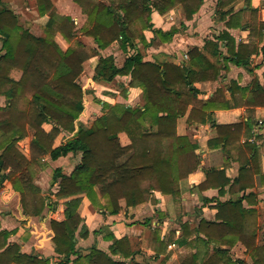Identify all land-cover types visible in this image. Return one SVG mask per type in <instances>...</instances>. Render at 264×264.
I'll return each mask as SVG.
<instances>
[{
  "label": "trees",
  "instance_id": "1",
  "mask_svg": "<svg viewBox=\"0 0 264 264\" xmlns=\"http://www.w3.org/2000/svg\"><path fill=\"white\" fill-rule=\"evenodd\" d=\"M74 1L87 15V23L81 31L94 38L96 47L77 39L74 20L57 13L52 0H36L38 13L49 15L45 33L40 36L20 25L17 14L0 0V95L6 98V103L0 105V185L10 182L20 195L22 211L27 216L41 215L46 206L54 210L56 201L46 203L33 180L47 164L43 157L49 155L55 160L68 153H80L70 173H63L57 167L52 174V183L58 182L55 196L58 200L65 199L64 219L50 220L55 250L62 258L57 264H70L73 255L74 264L79 260L86 264H126L112 260L96 246L85 252L76 247L77 232L82 237L89 233L79 212L82 197L85 196L96 210L112 215L144 201L157 202L156 191L180 194V180L200 165L201 154L196 152L199 145L190 134L177 133L178 117L191 106L188 122H203L206 117L210 118L211 111L229 108L231 103L221 96V89L206 100L198 98L199 90L193 85L194 81L217 79L220 71V67L203 54L191 57L190 67L144 61L140 52L130 54L123 65L118 66L113 55H101L94 67V77L111 81L118 75H130V85L142 88L145 102L143 107H131L97 99L103 113L89 126L79 124L88 92L79 81L83 63L113 42H118L123 50L135 48L136 39L145 42V29H152L163 40H170L173 31L154 28L152 12L165 14L182 5L186 18L190 19L203 0ZM232 1L218 0V6L223 16L230 14L228 25L237 26L244 9L224 10ZM246 2L247 9L255 12L251 0ZM258 30L264 35V21ZM58 32L69 42L66 50L55 40ZM220 38L227 40L229 57L234 63L249 64L252 48L248 44H239L235 51L234 40L227 30L222 31ZM218 45L217 40L205 43L206 49L214 55L219 53ZM262 51L264 55V45ZM194 64L199 70L192 68ZM13 69L21 71L19 78L11 75ZM235 88L243 96L248 94L245 105L264 106V86L258 80L253 81L252 88L239 85ZM44 123H52L51 129H45ZM212 123L217 135L208 140L210 149L222 147L231 154L229 145L235 137L243 135L248 155L240 162L237 181L226 177L224 170L212 169L199 187L214 185L221 192L231 183L230 190L236 186L244 190L255 185L253 178L248 181L252 173L261 175L259 183L264 185V174L257 168L261 152L257 143L250 141V127L246 128L241 122ZM62 131L70 134L56 143ZM122 131L131 143H121L118 133ZM30 132L32 139L27 156L17 143ZM256 137L262 138L261 135ZM253 197L254 192L250 191L226 201L218 200L213 205L218 210V220L202 218L193 229L187 221L180 220L181 234L173 241L188 250L179 253V264H244L243 259L229 254V248L222 247L238 241L245 246L253 264H264V242L258 245L256 241V210L243 205L244 199L253 202ZM156 213L160 219L165 217L161 210ZM10 234L11 230H0V258H14L20 264L46 262L41 257L21 252L18 244L8 241ZM163 245L161 228L156 226L151 230L149 243L155 257L160 256ZM110 252L122 253L125 258L135 253L127 237L115 239Z\"/></svg>",
  "mask_w": 264,
  "mask_h": 264
},
{
  "label": "crops",
  "instance_id": "2",
  "mask_svg": "<svg viewBox=\"0 0 264 264\" xmlns=\"http://www.w3.org/2000/svg\"><path fill=\"white\" fill-rule=\"evenodd\" d=\"M3 1L16 14L18 13V10L14 8V4L7 0ZM103 1L108 2L107 0ZM52 2L57 13L69 16L74 20L76 29L74 31L76 34L79 33L78 36L76 35L77 39L88 46L90 44L92 47H96L94 38L81 31V28L87 23V15L83 13L81 6L74 0H52ZM251 6L256 9L253 13L251 9H247L246 0H233L224 8V10L233 8L234 12L244 9L240 20H238L240 24L237 26L228 25L230 14L222 15L218 0H203L200 8L190 19L186 18L182 5L176 6L165 14L154 10L151 14L153 27L160 28L163 31H173L170 40H163L155 35L152 29H145L143 31L145 42L136 39L135 48L128 47L127 50H123L118 42H113L105 49H99L97 55L90 57L83 63V67H86L85 64L87 63L91 64L85 70L91 74V82L96 89L94 94L97 98L103 97L99 99L111 104L124 103L131 107H143L145 102L144 92L141 87L130 85V75H118L111 81L94 77V67L101 55H113L118 66H122L130 54L140 52L144 61L170 63L177 66L186 64L190 67L191 57L203 54L211 63L219 66L220 71L217 79L194 81L193 85L199 90L198 98L206 100L213 96L217 89H221V96L231 103V107L211 111L210 118L206 117L203 122L197 120H192L191 123L188 122L191 106L188 107L183 116L178 117L177 133L180 135L190 134L199 145L196 152L201 154L200 165L186 178L180 180V194H162L156 191L157 202L144 201L135 206L124 207L119 213L112 215L103 214L102 211L96 210L90 201L83 196L79 212L88 227L89 233L86 237H82L79 235V231L77 232V248L85 252L90 247L96 246L106 252L112 260L123 261L126 264L135 262L142 264H179L178 252L183 253L188 250V248L179 246L173 241L181 234L180 220L187 221L192 229L198 225L202 218L211 221L218 220V210L213 207L218 200L226 201L250 191L254 192L253 202L244 199L243 205L256 210L258 223L256 241L258 245L264 242V185L259 183L261 175L252 173L250 176L249 174L248 181L253 178L255 185L244 190H238V186L234 188L236 190H230L231 183L225 185L221 192L219 187L214 185L199 187L201 183L206 181L208 171L212 169L224 170L226 177L230 178L231 181H237L240 162L248 155L243 146L246 140L243 135L239 138L235 137L229 145L231 154L227 153L222 147L210 149L208 140L217 135V129L212 121L219 124L241 122L244 123L246 128L250 127L251 131L249 130V132L252 133L250 141L257 143L261 152L257 168L259 172L264 174V106L245 105L244 101L248 94L243 96L235 88L236 85L252 88L255 80H258L264 86V55L262 51L264 35L258 30L260 23L264 21V0H251ZM216 7L220 10H217ZM26 8H21L20 12L22 15L31 18L30 15L26 14L28 13ZM33 10L38 17L43 19L42 25L44 26L49 15L41 16L38 13L36 3ZM17 16L19 24L22 25L18 14ZM248 23L253 26L252 32V26L247 25ZM23 27L31 31L28 27ZM223 30H227L233 38L235 51L238 50L239 44H248L250 49L252 48L249 54L250 62L247 66L238 65L234 63L232 57H229L227 40L220 38ZM35 35H44V32ZM55 40L63 50H66L69 46V42L59 32L56 33ZM207 40L218 41L219 53L217 55L206 49L205 43ZM62 43L65 46H62ZM191 66L195 70H199L196 64ZM116 83L118 85L113 88ZM121 89L125 91L124 95L120 94ZM112 92H117L116 97H113ZM91 108L96 109L92 111L94 114L93 119L103 113L100 111L101 109L99 110L93 105ZM120 134L125 136L124 140L120 138ZM256 135H261L262 138L256 137ZM118 137L123 145L131 143V139L126 132H119ZM72 155L77 154L68 153L55 160L51 159V166L54 169L60 167L63 173H70L73 166L72 169L64 170L65 166L62 160ZM70 159L75 160L74 157ZM46 171L44 170L42 173L45 174ZM50 178L51 176L46 180L47 186ZM34 183L44 189L42 184L38 182V176L34 178ZM54 184L58 189V182ZM64 201L65 199H59L58 203H54V210H49L46 206L41 215L27 216L22 211L20 195L13 190L10 182L6 181L0 185V230H11L8 241L18 244L21 252L41 257V259L46 260L43 264H57L62 258L55 250L50 220L52 218L56 220L64 219ZM157 210L163 211L165 217L162 219L157 218ZM148 219H150L149 222H147ZM156 226L161 228V236L164 239L159 257H155L154 251L149 247L150 233L152 228ZM166 235H171L172 241H166ZM122 237H127L131 250L135 252L133 256L125 258L122 253L113 254L110 252V246L114 240ZM222 247L229 248V254L234 258L243 259L244 264H253L252 257L246 251L242 242L238 241L233 245L223 244ZM172 249L174 250L171 251ZM74 257L75 255L70 258V264H74ZM0 264L20 263L16 262L14 258H0ZM75 264L86 263L79 260Z\"/></svg>",
  "mask_w": 264,
  "mask_h": 264
},
{
  "label": "rangeland",
  "instance_id": "3",
  "mask_svg": "<svg viewBox=\"0 0 264 264\" xmlns=\"http://www.w3.org/2000/svg\"><path fill=\"white\" fill-rule=\"evenodd\" d=\"M7 1H10L12 4H14V8L16 10H18V13L17 14L19 15V21L22 23L23 26L28 27L35 34H43V32H44V26L42 25L43 19L41 17H38L33 12L34 11L33 8H35V3H36L35 0H7ZM56 1H58V0H56ZM24 7H27L26 10L28 11V13H26V14H28V16L30 15L31 18L27 17L26 15H22V13L20 12V9L21 8L24 9ZM216 9L217 10H220L218 7H216ZM251 12L253 13V11H251ZM76 35L78 36L79 33H77ZM55 36H56V34H55ZM0 44H1V42H0ZM62 46H65V45L63 44ZM89 46H91V45L89 44ZM85 65H86V67H90L91 66L90 63L89 64L87 63ZM86 67H84V70H83V72L81 73V75L79 77L80 83L83 85L84 88L88 89V92H87L86 97H85V109L82 112V114L80 115V117L78 119V123L88 126L89 124L91 125L92 122L94 121V119L92 117L94 114L92 113V111H94L96 109H92L91 108L92 105L95 106V108H98L99 110L101 109L100 111L103 112L102 105L99 102H97V99L103 98V97L97 98L95 96L94 91H96V89H95L94 85H92V82H91V80H92L91 79V74H89L85 70ZM11 75L14 78H19L20 75H21V71L20 70H17V69H13L11 71ZM117 85L118 84L116 83L113 88H116ZM112 93L114 95L113 97H116L117 92H112ZM120 94L124 95L125 94V91L121 89L120 90ZM109 99H110V97H109ZM5 103H6L5 96L4 95H0V105H4ZM43 126H44L45 129L49 130L52 127V123H48L46 125L44 123ZM69 134H70V132H68V131H62L61 134L57 137L56 143H60L61 141H63L66 138V136H68ZM120 138L122 140H124L125 136L122 135V134H120ZM31 139H32V132H30L27 137H25L24 139L18 141V143H17L19 149L23 153H25L27 156H29L30 141H31ZM73 157L75 158L74 161H72V159H70V158H73ZM80 157H81V154L80 153H77V155H75V156L72 155V156H69V157L63 159L62 160V163L65 166L64 167V170L72 169V166L74 168V166L76 164L75 162ZM50 160H51V158L49 157V155H46V156L43 157V161L47 162V164H46L45 167H43L40 171H38L36 173V175H35L34 178H36L38 176V182L40 184H42V187H44V189H42L41 187H40V189H41L42 194L44 195L45 201L48 200V202L51 201L53 203L56 201L58 203V199L55 196V192H56L57 187H56V184H53L52 183V174H53L54 168H53V166H51ZM44 170H47L45 174L42 173ZM50 176H51V178L48 180V186H47L46 180ZM156 217L158 218V216H156ZM171 238H172L171 235L170 236L169 235L168 236L166 235V241H169V242L172 241ZM173 250L174 249H172L171 251H173ZM178 255H179V252H178ZM246 263H248V262H246ZM248 264H250V263H248Z\"/></svg>",
  "mask_w": 264,
  "mask_h": 264
}]
</instances>
